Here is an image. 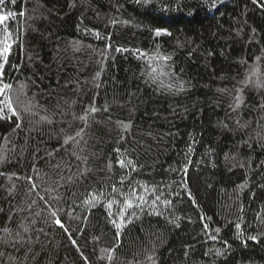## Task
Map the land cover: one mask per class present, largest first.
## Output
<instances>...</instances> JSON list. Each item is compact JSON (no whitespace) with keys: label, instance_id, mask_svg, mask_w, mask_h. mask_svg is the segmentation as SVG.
I'll return each instance as SVG.
<instances>
[{"label":"trees","instance_id":"trees-1","mask_svg":"<svg viewBox=\"0 0 264 264\" xmlns=\"http://www.w3.org/2000/svg\"><path fill=\"white\" fill-rule=\"evenodd\" d=\"M210 3L6 0L5 79L23 123L0 118V264H264V89L242 83L251 68L264 81V0ZM156 46L179 80L146 79L135 50ZM188 160L186 177L170 170ZM157 186L170 205L152 206Z\"/></svg>","mask_w":264,"mask_h":264},{"label":"snow or ice","instance_id":"snow-or-ice-1","mask_svg":"<svg viewBox=\"0 0 264 264\" xmlns=\"http://www.w3.org/2000/svg\"><path fill=\"white\" fill-rule=\"evenodd\" d=\"M11 2L14 4L15 0H11ZM254 2H255V0H254ZM5 3H6V0H0V8H2V6L5 5ZM216 6H217V0H211L209 7L216 8ZM261 7H264V4H261ZM15 15H16V13H14L12 11H6V12L0 11V28H2V30H3L2 35H0V118H4L7 114H11L8 118L16 117V120H17L16 128H21L22 123H23L22 115L20 112L17 111V108L14 106L13 97L11 95V93L13 92V85L11 83L7 82V80L5 79V76H6L5 68H6V66L9 65V57L12 53L13 45L15 43L14 33L10 30V28L6 22L9 19L13 18ZM19 15H24V13L20 12ZM163 35L170 36L171 33L166 28L157 27L154 29V36L155 37H161ZM116 51L119 52V51H122V49L117 48ZM124 51H127V50H124ZM135 51H136V55L139 56L142 60L150 61V63H146L145 73H144L146 79L149 80L150 82L160 83L162 77H165V76H167L170 80L173 78H175L176 80H179V77H176L175 72L170 70L172 68L173 64L175 63L173 58H172V55L163 54V52L161 51L159 46H156L155 55H149V53L147 51H141L139 49H137ZM258 59H260V58H258ZM259 74L260 73H259L258 68L249 69L248 76L242 82L243 85L245 87L248 85H252L258 90L264 89V81H261L258 78ZM253 77H257V79L255 81H253ZM26 87H27L26 85L20 86L21 90H23ZM161 87H165V86L163 84H161ZM172 89H173V85L171 83H169L166 86V90L171 91ZM176 90L177 91L183 90L182 82L179 84V86ZM242 91H243V88L237 89V94L234 96V103L232 105H230V107L232 108L233 111L237 110L241 106V104L244 102L242 95L240 94ZM32 107H34V105H31V102H29V107H26L24 109V111L29 112V111H31ZM261 107L264 108V105H261ZM104 110L107 111V108H105ZM97 111H98V109L95 106H90L89 108H87L85 110V114L83 116L79 117V119L84 121V123L86 125L89 114L96 113ZM42 119L46 120L47 117H42ZM120 123H122V122H120ZM237 123L239 124V121H237ZM123 127L125 130H127L129 125H123ZM240 127H246V125H240ZM83 130L84 129L81 128L80 131H77L75 133V135H67L64 139V144H68L70 142H75L76 144H79L80 141L77 140V137L82 136ZM121 139H123V137H121ZM116 151L119 152L120 150L116 149ZM191 151H192V148L190 146L189 152H191ZM189 163H191L190 160H188L187 163L184 164L183 169H180L178 167L176 169H170V170H173V171H181L182 170L185 174V177H186L187 165ZM118 164L122 168L131 166L133 171L136 170V165L132 159H128L127 161H125L124 159H121L118 161ZM27 179L31 180V177H28ZM184 182L186 183V179L184 180ZM121 183H123V181H121ZM32 188L33 189L36 188V185L34 183L32 184ZM152 192H153V194H155L157 192L160 193L159 195H154V199L151 202L153 207H155L157 205V203L163 204L165 206L171 204V200H169L167 198H162L164 196V193L160 191L159 186L154 188L152 190ZM189 195H190V193H189ZM41 199H43V198H41ZM136 199L140 201V203L137 204L136 206L140 207L141 211H143V208L141 207V205L146 204L147 201L142 196H137ZM126 207L127 208L133 207V201L131 199L127 200ZM58 211H59V209L51 212V216L53 218V221L55 224L59 225L62 229H64L65 232H67V228L62 223L61 219L59 218V216L57 214ZM155 214L159 216V215H162V212L157 211ZM133 215H135V213H133ZM201 219H203V217H201ZM119 221L120 222L117 223L116 220L113 219V224L117 230L116 231L117 237L120 236L121 230L123 229V227L126 226L125 225V210L124 209L121 210V215L119 217ZM127 222L130 223L131 220H128ZM235 227L238 230H240L241 224L237 223L235 225ZM204 229L205 230L208 229L207 224H204ZM5 231H7V229H5ZM215 231L219 232L220 229L217 228ZM211 239L215 240L216 236H212ZM249 239L256 241V240H258V237L257 236H251V237H249ZM22 240H23V237H20L19 240H17V242H20ZM4 242L7 243V241H4ZM31 242L32 241L29 240V243H31ZM73 243H75V241H73ZM224 243H225V245H227V241H225ZM244 243H246V241ZM113 251H114V249H113ZM205 254L207 255V253H205ZM219 254H220V252L217 251V255H219Z\"/></svg>","mask_w":264,"mask_h":264}]
</instances>
